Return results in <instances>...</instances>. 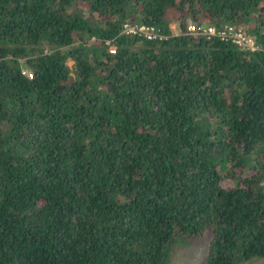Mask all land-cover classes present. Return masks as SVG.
I'll list each match as a JSON object with an SVG mask.
<instances>
[{
  "label": "trees",
  "instance_id": "trees-1",
  "mask_svg": "<svg viewBox=\"0 0 264 264\" xmlns=\"http://www.w3.org/2000/svg\"><path fill=\"white\" fill-rule=\"evenodd\" d=\"M208 234L205 264L264 260V0H0V264H169Z\"/></svg>",
  "mask_w": 264,
  "mask_h": 264
},
{
  "label": "built area",
  "instance_id": "built-area-1",
  "mask_svg": "<svg viewBox=\"0 0 264 264\" xmlns=\"http://www.w3.org/2000/svg\"><path fill=\"white\" fill-rule=\"evenodd\" d=\"M121 32L124 34L143 37L147 40H163L167 38L160 28L152 25H146L144 23H134L130 21L123 23ZM186 33L230 42L241 49L255 50L257 48L253 37H251L243 28L236 25L226 24L221 28H217L211 24L199 25L197 23H188L186 25ZM105 44L109 46V52H115V48L111 45L110 40H106ZM23 73L26 72L23 71Z\"/></svg>",
  "mask_w": 264,
  "mask_h": 264
},
{
  "label": "rangeland",
  "instance_id": "rangeland-1",
  "mask_svg": "<svg viewBox=\"0 0 264 264\" xmlns=\"http://www.w3.org/2000/svg\"><path fill=\"white\" fill-rule=\"evenodd\" d=\"M172 31H175L173 28ZM72 65V62H68ZM210 235L201 237L193 243L178 242L171 249L169 264H205ZM239 264H264L262 258H253Z\"/></svg>",
  "mask_w": 264,
  "mask_h": 264
}]
</instances>
